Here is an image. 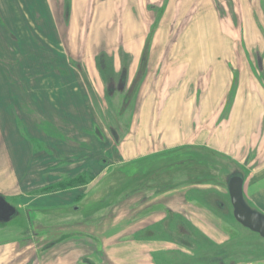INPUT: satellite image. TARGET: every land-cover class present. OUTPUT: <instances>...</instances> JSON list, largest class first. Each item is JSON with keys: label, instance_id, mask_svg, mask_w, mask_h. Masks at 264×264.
Here are the masks:
<instances>
[{"label": "crops", "instance_id": "1", "mask_svg": "<svg viewBox=\"0 0 264 264\" xmlns=\"http://www.w3.org/2000/svg\"><path fill=\"white\" fill-rule=\"evenodd\" d=\"M162 1L70 0L71 19L67 27H73L71 31L74 32L75 27H78L86 16H91L92 26L105 27L109 24H117L116 21L110 23V16L115 13L118 7L122 9L119 14L122 16V27H147L149 19L147 6L149 3ZM232 2L234 5L228 12L226 11L227 3L225 5L223 0H167L160 27H200L199 32H202V38L194 42L198 43L201 49L206 45L211 46L212 33L210 28L207 30L206 27H233L234 23L228 21L229 19H225V25L222 23L221 18L227 14L240 16L241 27L245 25L248 27L250 19L258 14L259 9L262 10L260 0H232ZM64 8L65 0H0L2 23L10 27L19 40L31 48V43L27 42L29 32L26 27H30L35 33L34 27H40L41 30H44V33L41 34L45 39L44 43L48 42L55 53H60L59 57L63 59L65 58L62 55L66 54L67 56L65 53L67 51L70 55L73 54L72 49L75 47L74 43H64L62 40V29L60 28L63 27ZM141 15L144 18L137 19ZM197 17L203 18L198 21L199 24L196 23ZM57 31H59V35H55V37L58 36L56 39L53 35ZM190 32L192 34V30ZM188 42L181 41V43ZM68 48L69 50H67ZM15 50L21 53L19 48ZM204 57L205 64L203 65L195 62L197 57L193 58V55L172 57L171 68L173 69L166 67L161 74L163 77L167 75L171 79L173 90L168 96H172L170 101H175L177 104L173 106V111L176 113L169 116L167 113L169 105L165 102L161 108L166 113L167 120L171 118L165 124L159 120L161 116L157 114L151 117L147 116L148 107L146 106V112L144 105L141 109L138 130L133 135L132 142L122 144L118 151V158L123 163L134 161L150 152L152 148L150 146L153 143L150 142L148 135L153 132L149 130V118L153 120L152 126L155 131L151 138L152 136L157 138L161 134L164 143L200 145L227 155L231 154L230 156L234 159L236 158L233 156V152L236 148L235 145L240 143L239 141L242 142V149L245 145L250 146L254 130L260 123L264 124V99L261 97L260 100L255 95L256 92L244 95L243 99L239 95L234 108L226 116L225 123L218 124V121L220 122L219 112H221L223 100L231 88L234 75L231 67H225L230 61L226 57L223 62H215L216 59L214 58V61L212 56ZM12 58L15 60L16 54L9 55L8 59ZM24 61L22 66L29 72L26 70V75L22 77L20 73L15 75L8 70L0 69V194L14 201L19 210L60 214L74 206L79 199L87 196L90 189L95 188L93 184L102 178L105 171H102V167H99L97 162H93L97 159L92 157L93 154H90V159L87 160H83L81 155L80 161L59 162L47 150L34 151L14 128V110H18V101L14 104L12 97L20 100L26 98L34 113L49 121L61 119L71 124L73 130L74 128L78 130H74L75 132L81 133L83 129L90 127V118L93 113L89 92L83 77L73 67L65 68L66 76L49 72L36 77L31 76L33 70H31L30 61L32 59L28 58ZM3 71L7 73V77L3 76ZM85 71L88 74L89 82L95 84L98 81V76L94 75V65L86 64ZM9 80L18 83L19 86H14L9 83ZM244 80L245 78H241V84ZM243 91L240 88V92L243 93ZM198 95L202 97L198 99L197 104ZM181 96L187 98L181 101L179 98ZM179 99L180 103L178 104ZM196 109L199 111L197 119L200 124L197 123L198 127L194 126L193 113ZM153 110L150 108V112ZM195 128H199L197 132ZM32 135L43 141L44 138H47L38 130L35 131V135ZM82 137V142L87 143L90 147L94 146L92 149H96L95 140L86 134H83ZM49 138L57 144L56 140L52 137ZM47 143L51 144L50 141ZM55 148L56 146L51 149ZM89 161L91 164H84L86 162L88 164ZM259 177L251 185L249 191L245 190L244 182V194L250 198L264 192V175ZM87 179L92 183H82ZM78 180L81 182L77 183ZM74 182L76 184L68 188L61 187ZM131 206V201H125L107 215L100 213L97 222L84 227V230H87L98 241L99 251L107 258V264H153L149 259L151 254H156L158 249L166 252V249L170 248L165 243L132 238L133 235L139 236V233L143 231L144 222L147 224L150 218L134 221L130 211ZM186 210L191 214L195 227L198 226L204 232L210 231H206V223L203 219L206 213L188 205ZM160 214L156 216H160ZM70 245L72 244L70 243ZM63 249L57 251L59 254L57 264H78L80 253L84 250L76 248L64 253ZM167 254L165 253V255Z\"/></svg>", "mask_w": 264, "mask_h": 264}, {"label": "flooded vegetation", "instance_id": "2", "mask_svg": "<svg viewBox=\"0 0 264 264\" xmlns=\"http://www.w3.org/2000/svg\"><path fill=\"white\" fill-rule=\"evenodd\" d=\"M166 5L167 0L159 3H149L147 6L149 12L147 27H122V16H119L122 9L118 7L114 13L116 16L114 14L110 16V23L116 21L115 23L117 24H109L105 27H100V25L99 27L98 25L92 26V22H90L91 16H86L80 22V25L75 27L74 32H72L71 29L73 27H67L71 19V2L70 0H65L64 16L62 19L63 27L60 28L62 29V40L64 43L75 44V47L72 49L73 54L70 55L68 51L65 52L67 53V56L66 54L63 55L65 59L56 55L48 42L44 43L45 39L41 35L44 33V30H41L40 27H34L36 29L35 33L30 27H26L29 32L27 42L34 43L35 45L39 44L42 47L40 51H45L48 55V60L57 66H45L43 68L44 72H54L61 76H66L65 68L70 66L79 71L83 77L89 92L93 113L90 118V127L83 129L81 134H86L95 140L98 143V147L92 149L87 143L82 141L79 143L72 142L62 131L57 130L55 134L51 133L50 131L55 128L52 125L55 123L61 129L70 130L73 127L65 121L59 122V119L49 121L41 116H36L34 111H31L30 106L24 109V111H28L26 113L30 117L37 119L36 122L40 124V127L36 128H40L44 135L52 137V139L56 140V143L69 146L70 150L67 153L63 150L62 152L53 150L44 143L35 140L36 138H32L33 141H30L27 135L24 134L23 129H21L22 134L20 133L22 138H25L30 143L41 144L44 149L51 153L53 158L62 162L77 161L81 155L85 154H97L102 163L107 164V159L111 160L113 154L117 156L121 145L126 143L127 139L132 141L133 135L136 133L135 130L138 128L141 109L144 106L142 104L139 105V101L144 94L141 93L143 92L142 86L144 85L142 84V79L147 74H155L150 69L153 66L154 60L157 61L160 57L153 55V48L157 42L155 38L159 31L158 27H160ZM139 18L143 19L144 17L141 15L137 17V19ZM2 22L3 20L0 16V39L4 40L3 34L7 33L11 37V40H9L11 42L6 41V45L4 46L10 52L5 51V49L1 50L8 56L16 54L17 61L14 63L15 66H18L19 62L31 58V56H40L35 54L39 52H33L23 41L21 44V40L18 39L11 28H7ZM79 27H83L85 35L83 33L79 35ZM14 43L17 46H11ZM15 47L19 48L21 53H18L19 51L16 52ZM40 53L44 58L47 56L43 52ZM88 63L94 65V75L98 76V81L95 84L89 82L88 74L85 71L86 64ZM148 80L150 81L151 79ZM171 84L172 82L163 86L161 83L160 87L157 85L156 88L152 89H155L154 91L159 89L160 91L163 89V86L167 90V94H169L173 90ZM98 97H103L107 100L112 111V122L115 125L109 123L103 115L100 116L101 124L96 120L95 109L99 113L101 111L97 102ZM147 107L156 108L154 111L157 112L162 106L147 105ZM125 130L127 133L122 140L120 135ZM111 142L113 143L111 144ZM147 155L141 158L143 159ZM141 158L129 163L138 161ZM130 186H124V192L125 189L129 190L123 194L122 198L117 200H111V196L115 195V189L109 193L108 198L89 200L88 198L92 197L88 193L87 196L79 199L74 206L60 214L19 210L16 208L14 201L0 194L8 204L17 210V215L11 220H0V264H25L26 262L28 264H57L59 260L57 251L58 249L61 251V248H64V253L76 248L84 250L80 253L78 264H107V258L99 251L98 241L87 230H84V227L97 222L100 213L107 215L125 201L132 202L130 211L134 221L147 219V217L150 218L147 224L144 222L143 231L139 233V236L133 235L132 238H137L138 240L148 239L170 246L169 249H166V252L158 249L156 254H151L149 259L153 264H192V261L197 259L196 252L204 250L206 245L211 248L219 247L216 250H218L220 258L225 256L223 255L226 250L224 244L227 243L233 233L227 229L225 224L223 225L220 218L219 223L213 226L211 207L217 206L219 209H222L223 204L220 201L201 202L193 198L191 199L190 195H187V186L168 188L156 194L155 190H151L147 186L140 187L139 190L131 189ZM182 192L186 193L183 194ZM193 192H196V190L194 189ZM187 205L206 213L203 219L207 226L206 229L210 230L206 231L209 232H204L201 228L200 230L198 226L195 227L192 223L193 218L191 214L187 213ZM158 214L160 216H156ZM70 243L72 245L69 246ZM222 245L224 246L222 247ZM165 253L169 254L165 255ZM224 262L219 260L217 264H225ZM207 264H210V262Z\"/></svg>", "mask_w": 264, "mask_h": 264}, {"label": "rangeland", "instance_id": "3", "mask_svg": "<svg viewBox=\"0 0 264 264\" xmlns=\"http://www.w3.org/2000/svg\"><path fill=\"white\" fill-rule=\"evenodd\" d=\"M223 1L225 5L227 3L226 6L228 8H226V11L229 12L231 7H233L234 2H232V0ZM260 7L262 8V10L259 9L258 14L254 15L250 19L248 27H246V25L244 27H241L242 23L240 16H230L228 14L226 16H223V18H221L223 21H221L223 25H225V19H229L228 21L234 23L233 27H206L207 30H209L210 28V31L212 33L211 39L213 40V42L211 46L206 45V47L202 49L199 47L198 43L194 42L202 38V32H199V29H201L200 27H158L159 31L156 34L157 36L155 38V41L157 42L153 48V55L159 56L160 58L159 60L157 59V61L154 60L153 66L150 69V71L155 74H147L142 79V84L144 85L142 86L143 92L141 93L144 94L139 101V105H145V109L147 112V105L164 106L165 102H167V105H169L167 112L168 115H175L176 111H173V106L177 104L175 101H170L172 99V96H168L167 90L165 89V87H163L164 84H169L171 82V79L167 75L166 77L168 78L166 79V77H163L161 73L166 67H168V69H173L171 68L173 56L178 57L189 55H193V58L197 57L196 60H193H195V62L200 65L205 64L204 56H212V59L214 61L216 59L215 62H223L225 57L230 60L229 62H227L225 67H231L234 77L231 81V88L228 90L229 92L223 100L224 104L222 105L221 112H219L220 122L218 121V124L225 123V118L234 108L239 95L240 98L243 99L244 95H250L251 92H256L255 95L260 100L262 98L264 99V0H260ZM200 18L201 17H197L196 23H198L199 20H203V18ZM228 21L226 22L228 23ZM79 28V35H82V33L84 34L83 27ZM213 29L214 31L212 32ZM191 30L192 34L190 32ZM55 35H59V31L54 32L53 35V37L57 39L58 36L55 37ZM3 38L4 40L0 39V69L8 70V72H11L15 75H18V73H20L21 77L26 75L27 69L25 70V68H23L22 66L25 61H21L19 62L18 66H15L14 63L15 61H17V56L15 58L16 60H14V58L9 60V56L5 55V53L2 52L1 49H5L4 46L6 45V41L11 40V37L7 33L3 34ZM181 41L189 42L181 43ZM11 46L17 45L14 43ZM31 46L32 48L30 49L33 52H39L35 54L40 55L39 57L31 56V58H29L32 59V61H30L31 70H33L31 76L39 77L44 75L45 73H49L44 72L45 70L43 68L45 66L57 67L53 62L48 60V55L47 53H45V51H40L42 47H40L39 44L35 45L34 43H32ZM15 49H17V47H15ZM5 51L8 50L5 49ZM40 52L45 53V55L47 56H45V58L42 57V54ZM59 54L60 53L56 55L59 56ZM216 72L218 73V70H216ZM2 74L4 77H7V73H4V71L2 72ZM241 78H245L242 84L240 82ZM148 79L151 80L149 81ZM9 83L13 84L14 86H19L18 83L11 80H9ZM161 83L163 85V89H161L160 91L159 89H156V91H154L155 89H152L156 88L157 85H159L160 87ZM240 88L244 90L243 93L240 92ZM149 90L151 91L149 92ZM246 91H248L249 93H246ZM201 97L198 95V97L196 98L197 104L198 99H201ZM179 98L182 101L187 97L181 96ZM180 99L178 104L180 103ZM23 100L24 99L22 98L20 100L12 97L13 103L15 104L17 103V101H19L17 106L18 108H20L21 106L20 109L14 110V128L21 138V129H23V132L27 135L28 139L30 141H33L34 137L32 134L35 135L36 130L40 131L41 133L43 132L40 130V128L36 129V127H40V124L36 122L37 119H35L34 117H30L29 114L26 113L28 111H24V109H26L28 106H30L31 111L33 110V108L29 103H27L26 98L24 101ZM97 102L99 103L101 111L99 113V111L95 109L96 120H98L101 124L100 116L103 115L104 118L109 121V123L115 125L114 122H112V111L109 107V104L107 103V100L103 97H98ZM154 110H156V108H154ZM154 110L153 112H150V108H148L147 116L151 117L157 114L161 116L159 120L165 122V124L167 123V121L171 120V118L170 120H167L166 113L163 112V108H159L157 112ZM35 115L40 116L37 113H35ZM193 116L195 118L194 123L196 124H194V126L198 127L197 123H199L200 121L197 119V117L199 116V111L197 109L193 113ZM148 121L149 130L153 132L151 135H154L155 131H153L152 126V124H154L153 120L149 118ZM59 122L62 123L63 120L59 119ZM52 126H54L55 128L50 131L51 133L55 134V131L57 130L62 131V133L66 135V137L72 142L79 143L82 141V134L80 132H75L78 131L77 129L74 128L75 131L73 129H61L59 128L57 123ZM199 128H195V131L197 132ZM137 130L138 129H136L135 132H137ZM254 131L255 133L252 137V143L249 147L245 145L242 149L241 141H239L240 143L235 145L236 148L233 152V156L236 159L232 158L230 156V153V155H227L200 145H179L164 143L161 134H159V137L157 138H151V135H148V137L150 136V142L153 143L150 146L152 147L150 153L145 158H141L133 163H123L118 158V154L117 156L113 154L111 160L107 159V164H105L102 163L97 154H93L92 157L98 159L93 160V162H97L96 164H98L99 167H102V171H105L103 172L105 174L100 180H98V182L96 181L93 184L95 185V188H91L89 191V195L92 198L89 197L88 199L93 200L108 198L109 193L112 192L113 189H115V195L111 196V200L120 199L122 198L123 194H125V192L129 190L125 189L124 192L123 189L126 185H131V189L138 190L140 187L147 186L151 190H155V194L157 192L160 193L168 188L187 186V195H190L191 199L193 198L196 201L201 202L220 201L223 204L222 209H219L217 206L211 207L213 226L216 223L218 224L219 221L222 220L223 225L225 224L227 226V229L229 231H232L231 233H233V235L229 237L227 243L224 244L225 246L222 245V247L224 246V248L226 249L223 254L225 256L220 258L218 250H216L219 247L211 248L209 246L207 247L206 245V248L204 250L196 252L197 259L192 261V264H207L208 262H210V264H217L219 260H222L223 262L225 261V264H264V239H261L258 235H255L249 230L242 228L234 221L226 186V181L230 175L241 173L245 178V190L249 191V188L254 183V181L257 180V178H260L259 176L264 175V124L260 123ZM69 133L78 135H70ZM126 133V130L121 133L120 136L122 140ZM136 136L138 138V135ZM47 138H44V141L39 138H36L35 140L44 143L49 148H53L54 146H56V148L53 149L56 151L62 152L63 150L67 153V151L70 150L69 146H64L63 144L58 143L55 144L49 137ZM145 138L147 139V136ZM48 141H50L51 146L48 145ZM129 142L132 141L127 139L126 143ZM112 143L113 142H111V144ZM27 144L37 152L46 150L43 148V146H41V144H34L30 142H28ZM94 144L95 148H97L98 143H96L95 141ZM71 150H73V148H71ZM113 153L115 152L113 151ZM82 156L83 160H87L88 158L90 159V154L89 156L88 154ZM80 158L77 159V161H80ZM84 164L89 165L91 163L89 161L88 164L87 162ZM82 183L90 184L92 183V181L87 179ZM194 189L196 190V192H193ZM182 193L185 194L186 192ZM251 194L255 195L256 193L254 192ZM260 194L261 195L257 194V196H255L254 198H250L249 196H247V194H244V197L252 207L264 214V192ZM181 225L183 224L181 223ZM25 264L28 263L26 262Z\"/></svg>", "mask_w": 264, "mask_h": 264}, {"label": "water", "instance_id": "4", "mask_svg": "<svg viewBox=\"0 0 264 264\" xmlns=\"http://www.w3.org/2000/svg\"><path fill=\"white\" fill-rule=\"evenodd\" d=\"M244 182L245 178L241 173L230 175L226 181L232 217L237 224L264 239V214L252 207L245 199ZM16 215V208L8 204L0 195V220L9 221Z\"/></svg>", "mask_w": 264, "mask_h": 264}, {"label": "trees", "instance_id": "5", "mask_svg": "<svg viewBox=\"0 0 264 264\" xmlns=\"http://www.w3.org/2000/svg\"><path fill=\"white\" fill-rule=\"evenodd\" d=\"M78 182L80 183L81 181L78 180L77 183H78ZM75 184H76V182L71 183V184L67 183L66 185H62L61 187H62V188H65V187L68 188V187H70V186H72V185H75Z\"/></svg>", "mask_w": 264, "mask_h": 264}]
</instances>
